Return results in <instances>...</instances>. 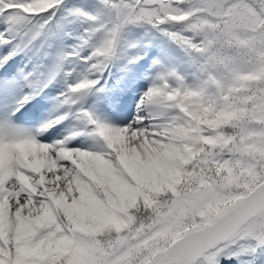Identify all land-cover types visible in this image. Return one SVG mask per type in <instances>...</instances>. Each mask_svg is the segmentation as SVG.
<instances>
[{
	"label": "snow or ice",
	"instance_id": "snow-or-ice-1",
	"mask_svg": "<svg viewBox=\"0 0 264 264\" xmlns=\"http://www.w3.org/2000/svg\"><path fill=\"white\" fill-rule=\"evenodd\" d=\"M0 264H264V0H0Z\"/></svg>",
	"mask_w": 264,
	"mask_h": 264
}]
</instances>
